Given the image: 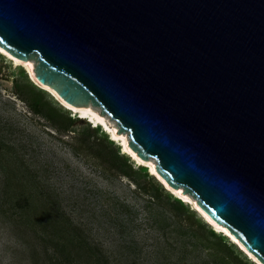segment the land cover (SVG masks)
<instances>
[{
    "label": "water",
    "instance_id": "1",
    "mask_svg": "<svg viewBox=\"0 0 264 264\" xmlns=\"http://www.w3.org/2000/svg\"><path fill=\"white\" fill-rule=\"evenodd\" d=\"M0 49L264 264V0H0Z\"/></svg>",
    "mask_w": 264,
    "mask_h": 264
},
{
    "label": "rangeland",
    "instance_id": "2",
    "mask_svg": "<svg viewBox=\"0 0 264 264\" xmlns=\"http://www.w3.org/2000/svg\"><path fill=\"white\" fill-rule=\"evenodd\" d=\"M26 80L0 55V264H254L190 204L176 211L164 188L153 198L158 181L112 168L116 144L86 121L64 130L55 99Z\"/></svg>",
    "mask_w": 264,
    "mask_h": 264
},
{
    "label": "bare ground",
    "instance_id": "3",
    "mask_svg": "<svg viewBox=\"0 0 264 264\" xmlns=\"http://www.w3.org/2000/svg\"><path fill=\"white\" fill-rule=\"evenodd\" d=\"M0 54H3L8 60L12 62V64L16 67L21 66L25 68L27 77L30 78L34 84L38 85L39 87L48 90L51 92L62 104H64L67 108L71 109L72 112L76 113L80 119L84 118L93 125V127H98L101 126V129L105 131V133L108 134L110 140L113 141L114 144L120 146L121 153L127 154L128 156L131 157L132 160H134L135 165L137 167L143 166L146 167L148 174L156 181L160 182L162 187L166 190H169L174 194L175 197H179L185 202H188L191 206L192 209L196 211V213L200 216V218L207 224L211 225L214 230L217 233H222L223 235L228 237V240L232 242V244H236V247L238 248L239 251H241L246 257L250 259L254 264H262L259 262L251 253H249L245 247L239 242L233 235H231L226 229H224L221 225H218L214 223L209 216L194 202L190 201L186 197L182 196L178 192L174 191L173 189L169 188L164 181L156 174L155 170V165L152 161H145V160H140L134 153L133 151L128 147V139L127 136L124 133H117L118 128L115 123L112 124L108 121V117L102 115L98 109L93 108L92 106H87V108H72L71 106L67 105L66 103L62 102L56 95L55 93L50 89L45 86H42L36 79L35 77L31 74V60H28L26 62H21L19 60H16L12 58L10 55H8L6 52H4L2 49H0ZM111 121V120H110Z\"/></svg>",
    "mask_w": 264,
    "mask_h": 264
},
{
    "label": "trees",
    "instance_id": "4",
    "mask_svg": "<svg viewBox=\"0 0 264 264\" xmlns=\"http://www.w3.org/2000/svg\"><path fill=\"white\" fill-rule=\"evenodd\" d=\"M19 67V69H20V73L22 74V75H24V77L25 78H27V82H25L26 83V86H24V87H27L29 84L30 85H33V84H31L32 82H30L29 80H28V77H27V74L25 73V71H24V69L22 68V67H20V66H18ZM35 88H37L40 92H43V93H46L45 91H43V90H41V89H39L38 87H36L35 85H33ZM16 87H17V93L19 94V95H22V96H24L26 93H25V91H23L22 89H21V87L18 85V84H16ZM47 94V93H46ZM25 97V96H24ZM24 101L25 102H27L28 104H29V106L31 107V109L35 112V113H37V114H40V113H42V110H41V104H40V102H38V101H32V100H30V99H28V98H24ZM58 105H59V113H61V111L63 112V113H65L64 115L66 116L65 117V121L67 122L66 124H65V126H61L64 130H66L67 129V127L68 126H71L75 121H78V120H82V119H79V118H77V117H73L71 114H70V112L69 111H67V110H65L57 101H55ZM54 115H57V114H55V113H52V114H44V117L45 118H47V120L48 121H52L56 126H58V124H56L55 122H54ZM87 125H88V123H87ZM89 126V125H88ZM59 127V126H58ZM92 128V127H91ZM93 130H96V131H98V132H100L101 133V135L104 137V139L111 145V146H114L115 144L111 141V140H109V138L107 137V135L103 132V131H101V129H100V127H98V128H92ZM111 160H112V162L114 163V166L112 167V168H116L119 172H121L124 176H126V177H128V178H131L132 176V174L131 173H133L132 172V169L134 168V171L135 172H139V173H142V176L145 178V179H148V178H150V179H154V177H152V176H150L149 174H148V171H147V169L145 168V167H143V166H139V167H135V165L133 164V162L129 159V157L127 156V155H125V154H121V152H120V149H119V147H118V145H116V147H115V149H114V151L112 152V154H111ZM126 168V169H125ZM135 169H137V170H135ZM129 170V171H128ZM131 171V172H130ZM156 180V179H155ZM135 184L139 187V189H143V188H141V186H140V184H138V182H137V180H135ZM159 184V183H158ZM160 186H161V184H159ZM162 189H163V187L161 186V188L160 187H157V190H156V193L155 194H152L151 196L153 197V198H156V199H158L159 198V196H160V192H162ZM164 190V189H163ZM165 192H166V195H167V197L169 198V202L171 203V206L174 208V209H176V211H178V210H180V209H182L183 207H184V209H186L187 211H189V206L187 205V204H184V203H182V202H180L178 199H176V198H174L169 192H167L166 190H165ZM186 212V211H185ZM201 226V225H200ZM202 226H204V227H206L207 229H208V233H209V235L212 237V238H214V239H216L219 243H220V245L221 246H224L225 248H227L228 250H232L233 249V247L235 246L234 244H232L231 243V245H228L227 244V242H226V237L224 236V235H222V234H217L216 232H214L211 228H210V226H208V225H202ZM203 227V228H204Z\"/></svg>",
    "mask_w": 264,
    "mask_h": 264
}]
</instances>
